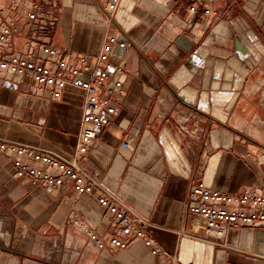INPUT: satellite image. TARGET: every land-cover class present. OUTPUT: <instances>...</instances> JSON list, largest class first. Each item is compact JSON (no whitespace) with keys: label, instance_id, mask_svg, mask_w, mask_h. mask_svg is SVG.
Masks as SVG:
<instances>
[{"label":"crops","instance_id":"obj_1","mask_svg":"<svg viewBox=\"0 0 264 264\" xmlns=\"http://www.w3.org/2000/svg\"><path fill=\"white\" fill-rule=\"evenodd\" d=\"M198 1L190 12L185 0H120L110 21L97 0H0L2 19L37 13L36 30L68 67L95 62L109 35L125 41L113 51L124 67V106L100 113L81 166L143 219L158 250L124 236L108 210L71 185L15 177L0 152V264H264V227L230 228L218 239L187 212L215 205L191 196L198 183L264 195V0ZM85 97L71 84L54 99L48 87L31 94L6 79L0 139L69 159ZM87 230L129 246L100 250Z\"/></svg>","mask_w":264,"mask_h":264},{"label":"built area","instance_id":"obj_2","mask_svg":"<svg viewBox=\"0 0 264 264\" xmlns=\"http://www.w3.org/2000/svg\"><path fill=\"white\" fill-rule=\"evenodd\" d=\"M186 9L196 10L200 1L185 0ZM98 9L105 18L114 20L120 0H97ZM41 14L51 15L52 9H42ZM210 9H204L207 14ZM37 13L31 11L23 21L15 18H0V83L6 79L16 81L24 91L37 94L39 89L48 87L52 98L58 99L68 84L84 90L81 120L74 141V154L63 158L44 149L21 145L15 141L0 139V152L11 156L14 176L43 183L54 189L69 184L77 193L96 199L113 217V226L124 236L142 240L153 255L157 254L156 244L147 237L141 219L115 194L104 188L97 172L83 168L89 149L97 140L98 128L104 120L100 113L116 115L123 107L124 81L123 64L113 57L114 48L126 47L125 41L118 42L115 35H109L102 48L91 62L87 57L78 59L75 66L68 67L65 55L46 42V36L35 28ZM24 38L22 50L14 48L13 40ZM128 146L127 140L122 141ZM196 200L212 202L215 205L188 206L190 215L200 216L206 222L207 234L222 239L230 228L264 227V195L241 189L237 193H223L209 190L198 183L191 191ZM90 241L101 250L106 246L125 249L129 245L116 235L98 236L87 230Z\"/></svg>","mask_w":264,"mask_h":264}]
</instances>
